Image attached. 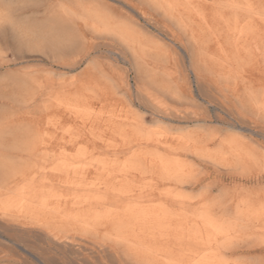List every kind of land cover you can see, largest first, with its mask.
Returning <instances> with one entry per match:
<instances>
[{
	"label": "rangeland",
	"instance_id": "obj_1",
	"mask_svg": "<svg viewBox=\"0 0 264 264\" xmlns=\"http://www.w3.org/2000/svg\"><path fill=\"white\" fill-rule=\"evenodd\" d=\"M0 53V110L30 131L36 155L86 164L71 180L43 181L47 209L0 216V226L33 229L8 231L0 254L149 264L138 247L180 257L208 211L244 225L227 258L262 264L264 113L243 100L264 101V0H0ZM61 231L78 242L46 236Z\"/></svg>",
	"mask_w": 264,
	"mask_h": 264
},
{
	"label": "bare ground",
	"instance_id": "obj_2",
	"mask_svg": "<svg viewBox=\"0 0 264 264\" xmlns=\"http://www.w3.org/2000/svg\"><path fill=\"white\" fill-rule=\"evenodd\" d=\"M59 4H60V2H59ZM74 8H75V10H74ZM81 9H83V8L79 5L75 6V7L74 6L70 7L68 5H62L61 6L62 11L67 12L66 10H68V11H71L73 14H75L76 11H80ZM83 10L86 13H88V12L90 13L92 11V10H89L88 8H84ZM242 10L247 11V9H242ZM81 13H82V11H81ZM80 14L77 17H79V19L81 21H83L84 24L88 28H90L91 30H94L96 32L113 31L112 28L105 26L104 22L100 23L101 26L100 25L96 26L95 25L96 22L93 19H90V20H87L84 18L82 19V17H80ZM251 29H252V26H251ZM238 30H240V29H238ZM243 31H245V30H243ZM121 40H123L124 42H127L123 37L121 38ZM246 97L247 98H245L243 100V103L248 109L262 111L261 106L264 105V103H263L264 101L258 102L261 99H258V96L256 93H248ZM72 109L74 110V108H72ZM14 117H15L14 112H7V111H4L2 109L0 110V216L1 217H5V216L7 217L8 212L9 213L14 212V213L19 214V215H26V214H32L36 210L47 209L49 206V202H50L49 199L52 197V194L48 190V186L43 181L49 175L57 174V173L63 174L66 177H70L69 180H71L73 178H76L79 175V173H81V171L84 170L83 168L86 165V164H84L82 159L67 158V157L53 158V157H50V155H48V154H44L42 156L36 155V145H37L36 141L31 138L30 131L22 129L20 127V125H18L14 122V121H16L13 119ZM25 120H27V119H25ZM125 140H126V138H125ZM233 146H234V143H233ZM77 150H80L79 147L77 148ZM81 150H84V149H81ZM61 151H62V149H61ZM41 153H42V151H41ZM80 153L81 152L79 151V154ZM234 153L237 154L236 150ZM68 154H70V153H68ZM75 156H76V154H75ZM81 156H82V154H81ZM125 162L127 163V161H125ZM95 164L93 166H95ZM129 168H131V165ZM97 185H99V184H97ZM59 186H61V185H59ZM98 190H100V189H98ZM117 193H118V191H117ZM96 198H98V197H95V199ZM58 201L59 200H57L56 202H58ZM88 202H89V200H88ZM134 204H136V203H134ZM126 205H128V204H126ZM130 205L132 206V204H130ZM120 206H122V205H120ZM127 207L128 206H126V208ZM151 211H153V209ZM153 213L155 214L154 211H153ZM71 220L79 221V219L77 220V218H71ZM193 221H194V223L192 224V228H193L194 234L193 233L190 234L189 239L194 240L195 245L193 248L187 249L185 251V253L182 254L180 257L177 258L174 255L166 254L160 250H152L150 247H146V246L139 248L137 245H136V247H138V248H137L136 256L137 257L143 256L144 258L147 259V263L149 262V264H249V263H245L243 261H240L241 259L240 260H237V259L231 260V259L226 257V254L224 252L227 249L226 248L227 246L238 243L239 237H240L239 236L240 230H241V228L244 227V225L227 222L225 220H222L221 217L216 218L213 214H211L208 211H205V212L199 214L198 216H196L194 218ZM0 223H2V222H0ZM8 223H10V222H8ZM43 225H44V223H43ZM160 225H161V223H160ZM10 230H13V231L17 230L20 233L21 232H28V233L30 232V234L33 231V229L30 227L20 228V227H14L12 225L11 226H6V225L0 226V248H2L1 246L3 244H6V243L8 244V241L13 243L12 241H10V238H8L10 235V233L8 235V231H10ZM38 232L39 231H37L36 234H38ZM40 233L41 232H39V234ZM17 234H18V232H17ZM14 235L12 237H14ZM46 236L49 237L55 243H57V245L60 244L63 247L69 246L75 242H78L77 238L73 234H70L66 231H61L60 233L57 232V233H52V234H51V232H48L46 234ZM26 238H27V236H26ZM121 239H122V237H121ZM117 241L120 242L119 240H117ZM123 242H126V241H123ZM120 244H122V243H120ZM136 244H138V243H136ZM12 245H14V244H12ZM128 245H131V244L128 243ZM74 249H76V248H74ZM75 251H77V250H75ZM31 255H32V253H31ZM16 259L20 260V258H16ZM41 259H43V258H41ZM59 260H60V258H59ZM47 261L45 263H47ZM130 261H131V259H130ZM31 262H32V260H31ZM132 262L135 264L134 261H132ZM258 262L260 263V261H258ZM263 262H262V264H263ZM21 263H23V262H21ZM33 263H35V262H33ZM40 263H41V261H40ZM30 264H32V263H30ZM136 264H138V263H136ZM145 264H146V262H145ZM250 264H254V263H250Z\"/></svg>",
	"mask_w": 264,
	"mask_h": 264
},
{
	"label": "snow or ice",
	"instance_id": "obj_3",
	"mask_svg": "<svg viewBox=\"0 0 264 264\" xmlns=\"http://www.w3.org/2000/svg\"><path fill=\"white\" fill-rule=\"evenodd\" d=\"M3 53H0V58L3 57ZM262 113H264V105L261 106ZM10 253L0 254V264H15V261L12 260Z\"/></svg>",
	"mask_w": 264,
	"mask_h": 264
}]
</instances>
